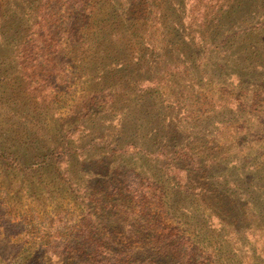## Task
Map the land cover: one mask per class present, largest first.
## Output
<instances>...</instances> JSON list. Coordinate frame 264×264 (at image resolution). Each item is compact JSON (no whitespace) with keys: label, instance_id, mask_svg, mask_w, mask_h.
I'll return each mask as SVG.
<instances>
[{"label":"trees","instance_id":"obj_1","mask_svg":"<svg viewBox=\"0 0 264 264\" xmlns=\"http://www.w3.org/2000/svg\"><path fill=\"white\" fill-rule=\"evenodd\" d=\"M132 201L178 219L140 264L264 251V0H0V264H137L104 228Z\"/></svg>","mask_w":264,"mask_h":264},{"label":"rangeland","instance_id":"obj_2","mask_svg":"<svg viewBox=\"0 0 264 264\" xmlns=\"http://www.w3.org/2000/svg\"><path fill=\"white\" fill-rule=\"evenodd\" d=\"M226 169L227 167L223 165L219 169L220 173L218 174L226 173ZM212 200L213 198L209 196H189L186 199L187 209L189 211L185 212L186 216H184V220H187L189 224H191V220H194L198 222V228L202 226L212 228L215 230V233H218L217 229L219 228L233 227L235 225L234 214L238 210L236 204L231 203V206H227V209L221 205L220 211H218L215 206L211 207ZM213 203H216V200H213ZM124 204L125 205H121L111 212L110 217L104 222V228L110 231L112 239H114L116 244L120 247V250L122 249L128 257L139 260L137 264H140L145 257L144 255L148 254L149 251L153 254L157 252V245L155 246L157 243L155 242L158 240L159 235L168 233L165 232L164 225L168 226L172 224L171 227H174L178 219L175 222L172 220L164 221L161 223L160 227L158 226L159 224L156 225V218L150 221L145 219L146 214L155 216L154 213H160V216L162 215V209H158V204L154 202L148 205L143 204L145 206L142 207H144L145 211H143V208L139 207L135 201ZM227 210H229V213H227ZM169 215L172 217L175 215L179 216L181 212L173 213V211H170ZM146 222L150 225H147ZM225 241L226 239H224V244L222 246L216 244L214 240L209 242L210 245L216 247L215 253L219 256L213 257V259L218 261V264H264V251H260L258 257L254 258L251 256V253H249L251 250L250 245L244 248L243 252L239 253L237 249H232V247L229 246L231 245V241L230 244H228V241L225 243ZM259 244V250L264 249L261 243ZM230 249H232L234 253L230 252ZM65 261L71 262V259ZM157 262L158 264H177V262L179 263V259L168 255H161L157 258Z\"/></svg>","mask_w":264,"mask_h":264}]
</instances>
